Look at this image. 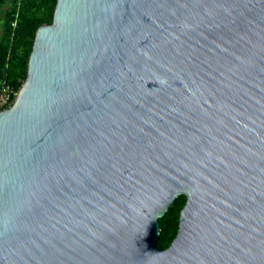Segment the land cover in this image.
<instances>
[{"label": "water", "instance_id": "1", "mask_svg": "<svg viewBox=\"0 0 264 264\" xmlns=\"http://www.w3.org/2000/svg\"><path fill=\"white\" fill-rule=\"evenodd\" d=\"M0 264H264V0H58L0 112Z\"/></svg>", "mask_w": 264, "mask_h": 264}, {"label": "trees", "instance_id": "2", "mask_svg": "<svg viewBox=\"0 0 264 264\" xmlns=\"http://www.w3.org/2000/svg\"><path fill=\"white\" fill-rule=\"evenodd\" d=\"M58 0H0V89L4 84L20 91L28 76L30 56L39 28L52 24ZM1 22V21H0ZM187 197L159 220L161 235L158 245L171 246L180 227L181 212Z\"/></svg>", "mask_w": 264, "mask_h": 264}, {"label": "built area", "instance_id": "3", "mask_svg": "<svg viewBox=\"0 0 264 264\" xmlns=\"http://www.w3.org/2000/svg\"><path fill=\"white\" fill-rule=\"evenodd\" d=\"M19 91L15 90L12 85L4 84L0 89V112L11 108L17 97Z\"/></svg>", "mask_w": 264, "mask_h": 264}, {"label": "rangeland", "instance_id": "4", "mask_svg": "<svg viewBox=\"0 0 264 264\" xmlns=\"http://www.w3.org/2000/svg\"><path fill=\"white\" fill-rule=\"evenodd\" d=\"M1 22H0V25H1V23H2V19L0 20Z\"/></svg>", "mask_w": 264, "mask_h": 264}]
</instances>
